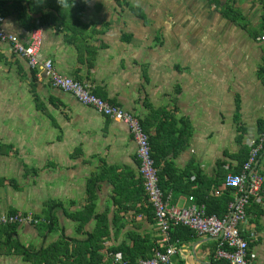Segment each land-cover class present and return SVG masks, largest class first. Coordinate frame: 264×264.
Segmentation results:
<instances>
[{"label":"crops","instance_id":"1","mask_svg":"<svg viewBox=\"0 0 264 264\" xmlns=\"http://www.w3.org/2000/svg\"><path fill=\"white\" fill-rule=\"evenodd\" d=\"M0 15L22 41L40 27L39 58L146 121L159 152L170 147L167 138L185 145L159 165L160 172L166 167L181 176L167 178L175 205H188L193 190L214 196L264 134V1L0 0ZM137 148L125 123L52 87L44 71L0 41V215L31 212L47 221L1 233L0 264H88L86 242L98 221L81 227L76 215L93 174L100 176L95 215L106 225L100 264H112L109 248L132 246L137 236L163 246L143 197ZM258 169L264 174V162ZM50 202L60 204L52 215ZM260 209L248 212L258 233L252 264H264V200ZM215 243L191 234L172 264H213Z\"/></svg>","mask_w":264,"mask_h":264},{"label":"built area","instance_id":"2","mask_svg":"<svg viewBox=\"0 0 264 264\" xmlns=\"http://www.w3.org/2000/svg\"><path fill=\"white\" fill-rule=\"evenodd\" d=\"M264 1V0H258ZM264 41V36L261 38ZM0 41L11 45L13 51L27 59L29 66L38 71H44L52 87L75 96L78 101L90 106L105 117L125 123L137 143V156L141 161L140 174L144 179L145 189L156 218V225L165 235L163 242L170 240V227L182 225L190 228L196 235L209 236L215 239V259H225L229 264H251L249 258L250 244L257 240L258 233L251 225L247 207L251 203L262 204L264 200V175L258 165L264 162V134L252 141L248 160L239 172H229L223 183V188L213 191L220 196L225 189H234V198L229 204L228 212L219 217L208 214L205 204H199L193 196L185 206L172 205L171 194L166 198L159 184V169L152 157L150 138L141 124L140 118L131 111L102 99L94 93V86L61 74L52 59L39 58L43 32L40 27L29 31L27 41H22L18 35L7 31L0 15ZM258 164L256 167L255 165ZM47 222L33 213L16 212L0 215V224L38 225ZM177 252L171 244L165 252L158 251L150 259H140L136 264H168ZM116 264H131L124 260L121 253L115 255Z\"/></svg>","mask_w":264,"mask_h":264},{"label":"trees","instance_id":"3","mask_svg":"<svg viewBox=\"0 0 264 264\" xmlns=\"http://www.w3.org/2000/svg\"><path fill=\"white\" fill-rule=\"evenodd\" d=\"M23 9H24V12H22V13H26V9L24 7H23ZM91 56H93V55H91ZM262 70L264 71V69H262ZM141 124H142L143 128L145 129V131L147 133H149L148 129H147L146 121L141 120ZM156 140H157L156 137L150 135V144H151V147H152V156H153V158L155 160V163H156V166L158 168H159V165H160V161L162 162L161 159L166 157L168 152H171L173 150L175 152H177L178 150H180L181 148H183L185 146L183 144L180 145L179 143H175L174 144L173 142H172L173 144H171V143H169V142H171V140L169 138H167L166 141H169L168 142V146H170V147L167 150L164 149L161 152H159L157 146L154 144L156 142ZM247 152H248V155L244 156V158L242 159V163L240 165L241 167L238 169V171H235V173L239 172L241 170L243 164L248 160L250 149H248ZM244 153H245V151L242 152V155H244ZM228 173L229 172L227 171L226 176L228 175ZM172 175H173V172L171 171L170 168L164 167L161 170V172L159 171V180H160L159 184H160V187H161V189L163 191V194H164L165 198L169 194H171L172 196L175 195V192H176V190L175 191L173 190L174 187L172 185L170 186L169 183L167 182L168 176H169V179H170V177L172 179L173 178L176 179V182L178 180H181V176L179 177L178 175H176L177 177H173ZM185 176H187V175H185ZM226 176H225L224 180L226 179ZM188 177L189 176H187L186 178H188ZM120 178H121L120 175H116L117 184H116L115 194L121 196L122 194H124L125 191H124V185H123V183H121V179ZM99 179H100V176L97 175V174H93L88 179V181H87V189H86V192H87V203H86L84 209L76 215V219H79V222H80L79 226H81V227H83L84 223L89 221L91 218H96L97 221H98V223H97V225L95 227V230L90 234V236L88 237L87 242H86V244L89 245L91 247V249H92L90 251V259L88 261V264H100L101 261L104 258V257L102 258V255L100 254V249H101L102 246L99 243L101 242V239L104 236V231L103 230L106 228V225L103 224V227H102V223L100 222L102 217H100L99 215H95V200H96L95 190H96L97 181ZM188 179L190 180V177ZM194 183L190 182L188 184V187L190 188L191 186H189V185L194 184ZM183 187H185V186H183ZM139 191H140L139 193H141V190H139ZM144 192H145V195L143 197L146 199V201H149L146 189H144ZM184 192H186V191H184ZM200 192H201L200 190L199 191L198 190H193V191H191V194L193 195V197L196 199V201L199 204H205L206 212L208 214H216L219 217H223L228 212L229 204L234 198V189H230V188L225 189L224 192L222 193V195H220V196L209 195V193L207 191L202 192V193H200ZM182 193H183V188H181V190H179V195L182 194ZM176 195H178V193ZM172 196H171V199H172ZM141 199H143V198L141 197ZM120 201H121V199L117 200V202H120ZM170 202H171L172 205H175V204L172 203V200H170ZM58 206H60V204H58L57 202L47 203V207L49 209L48 210L49 214L52 215L54 210ZM251 210L259 211V213H262V211L260 209V204H256L254 202L251 203V205L249 207H247V213L250 212ZM10 213L13 214V213H16V212L15 211H11ZM154 216H155V213H154ZM103 218H105V215H103ZM40 224H44V223H40ZM40 224H38V225H40ZM17 225L18 224H10V225H2V224H0V238L2 236L1 233H3L4 231H7L9 228H14ZM102 228H103V230H102ZM158 230L160 231V234L162 235V238L164 240L165 235L161 233V230L159 229V227H158ZM169 233H170V240L168 242L163 243V246H161V247L155 245V243H152L148 238H142L141 236H137V237L134 238L132 246H127L125 244H121V245H118V246H112L111 248L108 249V252L110 253V256H112L110 258V261L112 262V264H113V262H114V264H116L115 255L117 253H121L125 261H127V262H129L131 264H136L140 259H150V258L154 257V255L158 251L165 252V250L171 244H173L177 248V246L180 244L181 240L187 239V237L189 235L194 234V232L190 228L182 226V225L171 226L170 230H169ZM6 241H9V244L13 243V240L10 239V236H8ZM255 242L256 241H254L253 243L250 244V249H251V246H253V244ZM250 249H249V258L251 259V257H250L251 250ZM22 251H23V253L26 256L30 255V253L28 254L27 250H22ZM47 251H49V250H47ZM47 251L45 250L44 253L47 252ZM212 261H213V264H229V262L227 260H225V259H215L214 255H213V260ZM45 262L48 263V261H45ZM168 264H172V263H168ZM251 264H252V261H251Z\"/></svg>","mask_w":264,"mask_h":264},{"label":"rangeland","instance_id":"4","mask_svg":"<svg viewBox=\"0 0 264 264\" xmlns=\"http://www.w3.org/2000/svg\"><path fill=\"white\" fill-rule=\"evenodd\" d=\"M91 84V83H90ZM96 95H98L96 92H94ZM30 105H31V102L29 103ZM41 126L43 127V126H47L48 127V129H50V131L51 132H54V129L51 127V126H49L48 124H46V122L42 119L41 120ZM44 132H46V130H47V128H44V129H42ZM153 157V156H152ZM154 159V158H153ZM140 161V160H139ZM154 162H155V160H154ZM140 163H141V161H140ZM258 164H256L255 165V167L257 166ZM140 166H141V164H140ZM155 166H156V163H155ZM157 167V166H156ZM158 168V167H157ZM159 169V168H158ZM264 175V174H263ZM15 178H17L18 179V181L20 180L19 179V177H15Z\"/></svg>","mask_w":264,"mask_h":264},{"label":"clouds","instance_id":"5","mask_svg":"<svg viewBox=\"0 0 264 264\" xmlns=\"http://www.w3.org/2000/svg\"><path fill=\"white\" fill-rule=\"evenodd\" d=\"M10 22H5V24H9Z\"/></svg>","mask_w":264,"mask_h":264},{"label":"bare ground","instance_id":"6","mask_svg":"<svg viewBox=\"0 0 264 264\" xmlns=\"http://www.w3.org/2000/svg\"><path fill=\"white\" fill-rule=\"evenodd\" d=\"M100 97V96H99ZM102 98V97H101ZM103 99V98H102Z\"/></svg>","mask_w":264,"mask_h":264}]
</instances>
